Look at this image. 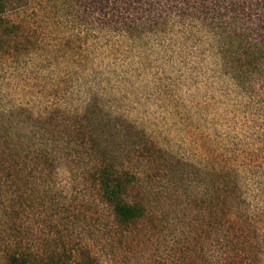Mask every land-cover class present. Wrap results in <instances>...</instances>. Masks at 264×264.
I'll return each mask as SVG.
<instances>
[{
	"label": "rangeland",
	"instance_id": "rangeland-1",
	"mask_svg": "<svg viewBox=\"0 0 264 264\" xmlns=\"http://www.w3.org/2000/svg\"><path fill=\"white\" fill-rule=\"evenodd\" d=\"M18 252L264 264V0H0V264Z\"/></svg>",
	"mask_w": 264,
	"mask_h": 264
},
{
	"label": "trees",
	"instance_id": "trees-1",
	"mask_svg": "<svg viewBox=\"0 0 264 264\" xmlns=\"http://www.w3.org/2000/svg\"><path fill=\"white\" fill-rule=\"evenodd\" d=\"M232 33V31H230ZM248 43V42H247ZM250 47H256L255 42L249 43ZM101 186L104 193L112 199L119 197V192L122 188V181L120 179H113L109 175L101 179ZM115 212L124 218H131L140 215L141 208L136 204H129L116 199L114 203ZM9 264H36L35 261L30 259L24 252L12 253L8 259Z\"/></svg>",
	"mask_w": 264,
	"mask_h": 264
}]
</instances>
